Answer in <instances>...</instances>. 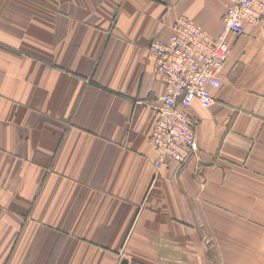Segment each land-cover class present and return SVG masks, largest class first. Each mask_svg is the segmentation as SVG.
<instances>
[{
    "label": "crops",
    "instance_id": "crops-1",
    "mask_svg": "<svg viewBox=\"0 0 264 264\" xmlns=\"http://www.w3.org/2000/svg\"><path fill=\"white\" fill-rule=\"evenodd\" d=\"M233 0H0V264H264V20L158 168L149 51Z\"/></svg>",
    "mask_w": 264,
    "mask_h": 264
},
{
    "label": "built area",
    "instance_id": "built-area-1",
    "mask_svg": "<svg viewBox=\"0 0 264 264\" xmlns=\"http://www.w3.org/2000/svg\"><path fill=\"white\" fill-rule=\"evenodd\" d=\"M264 20V0H233L223 16L221 31L212 35L194 19L181 15L168 39L155 37L148 48L156 60V72L165 92L146 102L157 112L149 142L156 165L168 161L187 164L198 158L197 119L189 112L195 101L214 102L213 89L222 85V73L232 48L231 35L246 25Z\"/></svg>",
    "mask_w": 264,
    "mask_h": 264
}]
</instances>
